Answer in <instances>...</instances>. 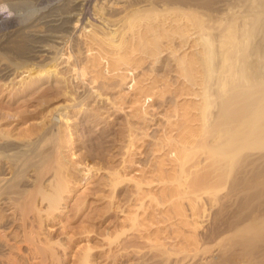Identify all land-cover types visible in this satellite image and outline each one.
Masks as SVG:
<instances>
[{"label":"bare ground","instance_id":"bare-ground-1","mask_svg":"<svg viewBox=\"0 0 264 264\" xmlns=\"http://www.w3.org/2000/svg\"><path fill=\"white\" fill-rule=\"evenodd\" d=\"M19 1L0 0V5L18 6ZM82 1L70 0L65 12L35 19L33 26L41 30L31 25L30 32L26 29L28 47L17 46L33 62L15 63L6 53L8 60L0 59V78L13 81L20 76L17 79H24L23 83L25 78H37L31 68L27 70L29 62V67L43 63L47 68L42 71L54 73L57 83L65 81L57 68L64 55L60 44L67 46ZM131 2L136 8H130ZM107 5L117 17L104 13L91 26L85 60L71 62L73 55L67 57L76 79L89 77L94 84L122 88L129 79L134 81L138 76L134 71L148 59L158 62L167 52L177 80L173 87L165 79L163 89L155 92L160 80L143 72L130 89L138 96L134 103L140 105L129 117L138 121L140 130L150 129L151 96L165 98L169 93L173 113L163 134L151 144L149 166L140 170V176L131 175L125 165L139 147L134 138L129 140L135 144L126 147L124 165L112 172L111 184L116 188L125 181L133 184L139 206L149 198L142 212L134 206L122 211L121 228L128 221L138 224L136 240H144L156 252L136 256L149 264H242L257 252L256 264H264V148L258 149L264 144V0H108ZM13 35L11 31L0 36V48L12 53ZM137 52L142 55L137 57ZM22 67H27L28 75H20ZM83 96L80 106L92 93ZM120 101L115 98L114 108L125 110ZM60 108L57 118L67 122L68 112ZM56 122L43 127L45 138L53 140L49 144L43 142L49 138L16 141L0 134V264H52L58 255L48 228L67 210L72 190L67 176L70 162L63 154L67 138ZM129 132L133 137L131 128ZM198 151L203 156L195 157ZM187 164H192L190 174ZM224 188L226 195L202 203L199 192L214 194ZM240 193L242 205L256 201L252 214L242 220L230 213ZM151 207L160 216L158 222L149 217ZM244 220L249 226L239 230ZM234 230L241 232L234 241L239 249L234 242L212 248L223 234ZM130 240L121 244V258H127L129 248L137 244Z\"/></svg>","mask_w":264,"mask_h":264},{"label":"rangeland","instance_id":"rangeland-1","mask_svg":"<svg viewBox=\"0 0 264 264\" xmlns=\"http://www.w3.org/2000/svg\"><path fill=\"white\" fill-rule=\"evenodd\" d=\"M21 1H19L20 3L18 2V6L17 3H15V6L14 4L13 6L10 4L12 7L5 6L6 4L0 5V36L5 33H11L12 31V34H15V37L13 35L12 38L14 37L13 39H16V44L13 43L12 39V44H14L12 53L8 52L7 49L0 48V59L6 61L8 59L5 58L8 56V58L11 57L12 61H16L15 63H19L21 59L26 63L27 61L33 62L23 57L17 46L22 45L20 47L21 49L28 47L26 45V43L29 44V37L26 34L28 28V32L31 29L41 30V27L36 26V28L33 26L34 21L43 16H49L54 12L56 13L57 10V13L65 12L69 8L70 0ZM107 3L108 0H84L82 1L80 11L77 10L78 14L74 18V22L79 20L77 21V26L74 25L71 37L66 39L69 41L67 46L62 45V43L60 44L63 47L64 55L60 59V64L57 68L62 75H65V81L62 80V82L57 83V76L53 75L54 73L51 74L50 72L48 75V73L42 71V69L45 70L47 68L43 63L29 67L28 64H32L29 62L26 64L28 68L22 67L23 69H19L23 72L20 75H28V73H25L26 68L27 70L31 68L30 73H33L31 75L37 77L31 80L27 78L29 85L26 78V83H23L24 79L22 78L18 81L17 78L20 76L15 77L13 81L0 78V134L16 141H25L28 139L31 141H41L42 139L43 141L46 136L44 135L45 129L43 127L46 128L58 120L55 124L62 126L61 128H63L64 135L67 138L63 154L67 162H70L68 163L70 167L67 170V176L70 178L72 194L69 198L68 208L65 213L58 214L48 228V231L52 232L53 240L56 242L54 246L58 250V255L55 256L52 264H149L142 262L137 256L140 254L152 255L156 253L153 248L151 250L148 243L146 244L147 246L145 245L146 242L144 240H136L135 237L139 235L138 231L140 232L138 229H141L139 226L137 228L138 224H134V222L132 224L128 221L121 228L122 211H128L127 207L132 206V210L138 208L142 212L143 205H145L149 198L144 197L142 201L144 202L146 198L145 203L139 206L141 200H137L138 196L134 193L133 184L125 181L116 188L111 184L113 178H115L114 175L112 177V172L114 173L124 165L122 162L127 158L126 147H128L129 142H133L134 144L136 142V146L139 147L135 151L134 157L130 158L131 161L125 165L128 168L127 170L132 172L131 175L140 176V170L147 169L149 166L151 144H153L157 137L159 138L163 134L167 126L168 116L173 115L170 109L172 96L169 93L165 94V98H161L159 94L151 96L148 99L150 101V108L148 109L150 112V116H148L150 129L147 131L144 130L148 135L144 133L143 130H140L138 121L135 118L129 117L130 112H133L140 105L139 103H134L137 101L138 96L130 90L131 86L135 81L137 82L140 78H143L142 73L146 72L149 76H155V78L160 80L156 85L158 89L155 90V92H159L165 86V79L169 80L173 84V87L177 85L176 74L173 73L172 70L174 68L172 66L170 67L171 59L168 53L165 52L158 62H155L153 58L148 59L141 69L134 71V75H138L134 81L129 79L128 84L122 88L112 89L111 87H105V85H102L104 83L100 81H96L94 84L89 77L84 79V81L76 79L72 71L71 63H67V57L72 54L71 62L75 61V59L84 61L87 56L86 34L92 29L91 26L97 25L99 19H101L100 17H104V13L113 17L111 19L117 17L114 12L115 10L110 9V11L108 9L109 5ZM131 3L133 7L131 6L130 8H136L134 2ZM31 25L33 26L32 28ZM22 29L25 30L23 31ZM23 33L24 35H22ZM162 42L166 43V40ZM4 55L7 56L5 57ZM141 55L142 53L140 52L136 53L137 57ZM146 83L149 84L150 81ZM95 90L96 92L94 94L93 91ZM88 92L92 93L91 98L86 99L82 104L83 106H80L82 98L84 97L83 95H86ZM115 98L119 99V101L120 98L123 99L120 102L123 103L126 111L114 108L115 106L112 102L115 101ZM188 98L193 99L192 97ZM187 103L191 104L190 100ZM59 107H63V109L60 108L62 110L61 112H68L66 114V118L69 119L67 121L68 123L65 120L57 118L59 114L56 109ZM192 113L196 114L197 111L193 110ZM194 124L198 123L196 122ZM136 127H139V129ZM130 128L134 132L133 137L128 136ZM132 138L135 139V142L129 140ZM43 142L49 144L53 140L49 138ZM263 145L260 143L258 149L264 148ZM257 146L258 144L255 145L256 148ZM200 153L198 151L195 157L198 155L203 156ZM196 159L191 163H195ZM191 165L189 164V169H186L189 174L192 173V171L190 172ZM87 168H91L88 173L86 172ZM188 173L186 172V174ZM148 176L150 177L151 174H148ZM190 177L188 176V180ZM226 192L227 188L218 190V193H211L213 196L210 193H202V191L199 193L201 194L200 198L202 197V203L206 204L214 197L226 195ZM243 193L238 195V202L230 211L232 216L235 214V216L239 217V220L247 219V216L252 214L254 210L253 205L256 203V201L255 203L253 202L254 204L252 206H250L251 204L242 205L241 201L244 199ZM153 209L152 207L149 209L151 213L149 217L155 219V222H158L160 216ZM4 211H6L5 208ZM167 224L169 225V222ZM248 226L249 221L246 220L239 227V230ZM239 230L229 231L223 234L212 245V248L217 249L219 246V249L222 246L224 247V245L238 241L239 233H241ZM168 233V235L171 234V229H168ZM129 239H131L130 242L136 240L135 242L137 244L129 248L131 251L127 255L130 257L121 258V244L123 242L128 243ZM235 242L233 243L234 246L236 249H239L240 246L235 244ZM258 257L259 253L256 252L250 257L249 263L244 262L242 264H256L258 263Z\"/></svg>","mask_w":264,"mask_h":264}]
</instances>
